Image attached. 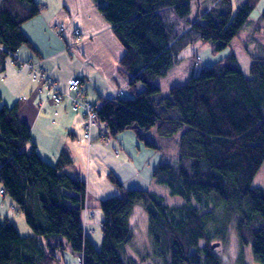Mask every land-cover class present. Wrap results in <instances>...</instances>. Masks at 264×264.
<instances>
[{"label":"trees","instance_id":"obj_1","mask_svg":"<svg viewBox=\"0 0 264 264\" xmlns=\"http://www.w3.org/2000/svg\"><path fill=\"white\" fill-rule=\"evenodd\" d=\"M193 1L93 0L124 48L118 66L128 85H143L131 97H100L96 120L112 136L156 123L158 132L169 136L186 125L177 165L160 163L151 174L181 203L168 204L151 190L134 188L99 200L102 244L97 249L84 230L86 183L64 170L69 155L61 152L56 163L46 161L29 125L18 117L19 102L9 106L0 93V189L33 232L21 235L9 218L0 219V264H53L67 247L81 254L80 264L134 263L125 249L136 204L147 215L159 264H221L218 246L211 245L225 241L231 224L241 246L249 245L253 260L264 264V190L253 185L264 161V57L250 56L248 76L231 52L165 96H157L156 84L185 46L202 40L213 51L226 48L260 0H244L234 13L232 0H211L189 21ZM44 8L37 0H1L0 81L8 59L28 64L16 57L22 46L35 50L22 25ZM258 16L264 21V9ZM110 180L121 187L115 175Z\"/></svg>","mask_w":264,"mask_h":264},{"label":"crops","instance_id":"obj_2","mask_svg":"<svg viewBox=\"0 0 264 264\" xmlns=\"http://www.w3.org/2000/svg\"><path fill=\"white\" fill-rule=\"evenodd\" d=\"M37 1L39 3L43 1L45 8L22 25L35 50L22 46L16 53V57L20 61L28 62L36 68H43L44 71L52 75L63 90L68 88L72 77L82 78L83 99L91 104L98 105L100 97L118 95L120 91L130 92L132 96L134 95L138 83L134 87L128 85L125 73L120 71L118 66L119 60L124 55V48L113 33L108 21L98 11L93 0ZM203 2V8L209 6V0H203ZM58 26H62L64 30L59 32L56 30ZM75 28L81 32L79 39L74 35ZM49 29L53 32L52 34L47 33L48 37L45 40L50 42L54 40L55 49L44 55L42 50L45 49V44L42 41V33ZM36 34H41L40 39L37 40ZM77 39L78 41H76ZM7 63L12 65L11 67H14L16 71L12 69L8 71V75L3 74L5 71L1 74L0 93L3 101L8 103L9 97H15L18 92L20 95L22 94L19 97L24 102L19 103L18 117L29 125L32 142L35 144L37 152L51 164L56 163L61 152H66L69 155L70 163L65 166V172L86 183V205L88 208L84 213V230L87 234V228L90 227L87 188L90 189L92 185H96V168L99 173L98 170L101 171V169L98 166L103 162L99 156H96V151L93 153L91 150L96 148V143L92 144L96 140V129L93 131V137L90 132V139L86 140L84 138V114L80 110H74L71 100L67 97L63 98L60 103H52L48 98V92H46V98H40L43 94L41 91L47 89L42 82L37 86L40 89L39 95L27 97L31 91L26 88L27 83L31 85L30 68L23 64H21L22 66L16 65L11 58ZM86 82L92 84L95 100L93 97L88 99L89 95L85 89ZM3 83L5 84L3 85ZM1 84L3 85L2 89ZM21 90L25 91L21 93ZM124 94L123 96H125ZM53 115L57 120L53 119ZM105 134L108 135V130ZM111 187L106 195H102L98 199L101 200L118 193L117 188ZM5 201L9 208L16 211L13 202L0 193V219L2 214H7L4 213L7 212L5 205L3 206ZM5 217L9 218L7 215H4ZM13 224L15 225L14 222ZM25 234H29L28 230Z\"/></svg>","mask_w":264,"mask_h":264},{"label":"rangeland","instance_id":"obj_3","mask_svg":"<svg viewBox=\"0 0 264 264\" xmlns=\"http://www.w3.org/2000/svg\"><path fill=\"white\" fill-rule=\"evenodd\" d=\"M210 1L211 0H209V2ZM232 1V12L234 13L244 0ZM40 3L45 4L43 1ZM203 3V0H195L191 3L188 16L189 21H193L199 17V14L203 9ZM263 9L264 0H260L258 6L252 11L237 36L231 40L226 48L220 51H213L210 42L202 40H197L180 50L178 54L179 60L164 76L156 78V84L160 88V93L157 96L160 97L167 95L170 87L185 83L191 75L199 74L203 69L211 66L218 60L223 59L231 52L237 57L242 72L248 76L251 61L250 56L264 57V21L258 19V15ZM58 27L60 28L62 26ZM63 30L62 27L61 30L59 29V32ZM74 31H78V35L81 36V32L78 28H75ZM52 32L53 30L49 29L42 33V41L45 44V49L42 50L44 55L55 49L53 45V42H55L54 40H51V42L45 40V38L48 37L47 33L52 34ZM40 35L41 34H36L37 40L40 39ZM76 41H78V39ZM24 65L28 66L27 63ZM11 66L7 63L6 70L3 74L8 75V71L12 69L16 71V69ZM34 69L38 68L34 67ZM30 75L33 81H30L31 85L28 83L26 84V88L31 90L30 93L27 94V97H31V95L36 97L40 92V89H38L37 86L41 85L42 81H40L39 78L33 79L32 71H30ZM5 83H3V85ZM3 85L1 84V89ZM85 89L87 95H89L88 99L95 97L92 93L94 92V89L92 88L91 83L86 82ZM142 89L143 85L141 83H138L137 87H135L136 92L141 91ZM23 91L25 90H21V93ZM46 92H48V98L50 99L48 89H46V91H41L43 94H41L40 98L45 99ZM21 95L18 92L15 97H9V102L6 104L11 106L17 101L20 104L23 103L24 101L20 98ZM124 95L128 97L132 96L130 92H127ZM26 107L29 106L26 105ZM53 119L57 120L55 119V115H53ZM186 128L187 126L183 125L172 135L165 136L158 132L156 123L149 129H128L116 136H112L109 133L108 135L105 134L107 127H105L103 122L96 120L95 125L91 128L92 137L93 131L96 129V140L92 142V144L96 143V148H92L91 150L93 153L96 151V156H99L103 162L102 165L98 166L101 169V171L98 170L99 173L96 168V185H92L90 189L87 188L90 205V217L88 218L90 227L87 228V234L94 247L100 249L102 244L100 223L103 214L98 206V197L106 195L109 192V189L112 188L111 186L117 188V195H121V191L130 188L148 189L162 196L168 204L181 203L180 197L170 195L169 188L165 184L157 183L151 174L153 168L160 163H168L173 166L177 165L179 138ZM136 132H139L138 135ZM99 135L104 138L99 137ZM29 149H31V145L28 144L26 145L25 150L29 151ZM113 175L118 178L121 187H117V185L110 180V177H113ZM253 185L259 186L264 190V161L253 179ZM4 205L7 210V212L4 213L7 214H2L1 219L4 218V215H7L15 223V226L21 235H27L25 234L27 230L29 234H32L33 232L26 224L24 215L9 208L6 201L3 202V206ZM129 223L132 229V239L126 246L125 251L126 255L131 258L134 263H129L126 259H123V264H159L160 258L154 257L152 252L151 239L148 233V218L140 204H136L132 208L129 215ZM215 252L219 256L221 264H244L245 261L246 264H259L253 260L250 253V246H241L234 224L229 225L225 241L222 244L219 243ZM240 253H243V258H240ZM58 257L59 260L53 264H80L81 262V254L71 252L68 247L64 249L62 253L58 254Z\"/></svg>","mask_w":264,"mask_h":264},{"label":"built area","instance_id":"obj_4","mask_svg":"<svg viewBox=\"0 0 264 264\" xmlns=\"http://www.w3.org/2000/svg\"><path fill=\"white\" fill-rule=\"evenodd\" d=\"M61 30L62 27H57ZM78 31H74L76 38H80ZM28 67L33 72V79L39 78L43 81L49 88L50 100L52 103H60L63 98L67 97L71 100V106L74 110H80L85 116L84 124V138L89 141L91 128L96 123V110L98 109L97 104H91L90 102L83 99L82 85L80 78L75 76L69 81L67 90H63L59 87L57 81L50 75L46 73L43 68L34 69V67L28 64ZM124 91H120L119 95H123ZM101 138H104L100 136Z\"/></svg>","mask_w":264,"mask_h":264},{"label":"water","instance_id":"obj_5","mask_svg":"<svg viewBox=\"0 0 264 264\" xmlns=\"http://www.w3.org/2000/svg\"><path fill=\"white\" fill-rule=\"evenodd\" d=\"M219 245V243L218 242H216V243H213L212 245H211V248H214V247H216V246H218Z\"/></svg>","mask_w":264,"mask_h":264},{"label":"bare ground","instance_id":"obj_6","mask_svg":"<svg viewBox=\"0 0 264 264\" xmlns=\"http://www.w3.org/2000/svg\"><path fill=\"white\" fill-rule=\"evenodd\" d=\"M0 193H1V194H3V193H4V191H3L2 189H0Z\"/></svg>","mask_w":264,"mask_h":264}]
</instances>
